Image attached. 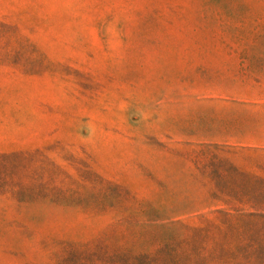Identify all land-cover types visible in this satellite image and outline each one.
<instances>
[{
    "label": "rangeland",
    "instance_id": "rangeland-1",
    "mask_svg": "<svg viewBox=\"0 0 264 264\" xmlns=\"http://www.w3.org/2000/svg\"><path fill=\"white\" fill-rule=\"evenodd\" d=\"M0 264H264V0H0Z\"/></svg>",
    "mask_w": 264,
    "mask_h": 264
},
{
    "label": "trees",
    "instance_id": "trees-1",
    "mask_svg": "<svg viewBox=\"0 0 264 264\" xmlns=\"http://www.w3.org/2000/svg\"><path fill=\"white\" fill-rule=\"evenodd\" d=\"M224 216H226V217H232V215L231 214H229L228 212H223L222 213ZM247 215H252V214H247Z\"/></svg>",
    "mask_w": 264,
    "mask_h": 264
}]
</instances>
